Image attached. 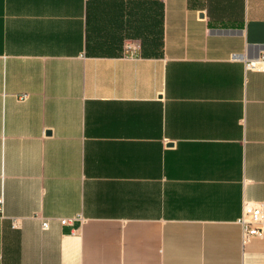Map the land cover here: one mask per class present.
Here are the masks:
<instances>
[{
  "label": "crops",
  "instance_id": "obj_1",
  "mask_svg": "<svg viewBox=\"0 0 264 264\" xmlns=\"http://www.w3.org/2000/svg\"><path fill=\"white\" fill-rule=\"evenodd\" d=\"M262 53L264 0H0V264H264Z\"/></svg>",
  "mask_w": 264,
  "mask_h": 264
},
{
  "label": "built area",
  "instance_id": "obj_2",
  "mask_svg": "<svg viewBox=\"0 0 264 264\" xmlns=\"http://www.w3.org/2000/svg\"><path fill=\"white\" fill-rule=\"evenodd\" d=\"M125 51L135 55L138 51V46L134 43L127 42L124 46ZM240 56L233 54L232 60H238ZM244 67L248 71L264 72V53L260 54L256 59L246 60ZM3 200L0 197V217L3 215ZM81 217L61 219L62 226H73L74 223L80 221ZM238 224L241 228L242 238L245 241L247 238L256 237L262 238L264 234V207L260 204H245L238 219ZM12 227L16 228V221L13 220ZM48 223H42V229H47Z\"/></svg>",
  "mask_w": 264,
  "mask_h": 264
}]
</instances>
